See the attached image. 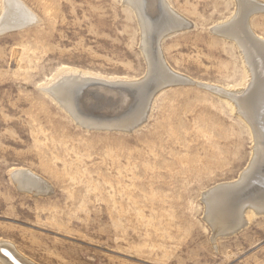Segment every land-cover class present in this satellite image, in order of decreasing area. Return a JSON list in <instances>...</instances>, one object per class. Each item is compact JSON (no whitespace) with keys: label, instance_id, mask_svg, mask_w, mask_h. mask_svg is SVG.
Segmentation results:
<instances>
[{"label":"rangeland","instance_id":"374dc122","mask_svg":"<svg viewBox=\"0 0 264 264\" xmlns=\"http://www.w3.org/2000/svg\"><path fill=\"white\" fill-rule=\"evenodd\" d=\"M17 1L32 20L0 28V243L35 264H264V214L247 205L264 203L262 135L247 119L256 112L254 94L239 96L243 116L224 95L198 86L143 85L149 61L163 56L164 68L195 82L244 87L245 52L212 31L238 0H165L167 7L142 0L146 35L130 0ZM175 21L191 24L163 35ZM246 26L264 41V11ZM262 52L256 48L251 63ZM69 70L114 85L76 82L57 99L52 88ZM148 101L143 122L125 129ZM255 158L231 222H215L228 228L240 215L244 225L215 235L211 225L221 219L204 194L237 181ZM19 170L49 191L20 189L12 178Z\"/></svg>","mask_w":264,"mask_h":264},{"label":"bare ground","instance_id":"6f19581e","mask_svg":"<svg viewBox=\"0 0 264 264\" xmlns=\"http://www.w3.org/2000/svg\"><path fill=\"white\" fill-rule=\"evenodd\" d=\"M132 5L134 7H136V9L138 8V16L141 20V26H142V29L144 30L145 32V35L146 33L148 32L149 30V22H148V19H147V16H145L144 12H142L139 8V5L140 3H143L142 0H130ZM146 1V0H145ZM144 1V2H145ZM149 1V0H148ZM248 1V0H247ZM127 2V1H126ZM150 3V6L152 7H155L152 5V3L154 4V2H151V0L149 1ZM161 4L163 5L164 3V6H166L167 4H165V0H160ZM163 2V3H162ZM129 3V4H131ZM261 3V2H260ZM145 4V3H144ZM148 4V2L146 3ZM237 4H238V7L235 11V13L233 14V16L228 19L227 22L225 23H222V24H219L217 26H215V30H212L214 31L215 33H219V34H224V35H227V37H232L236 40V43L237 45L239 46V48L241 47L242 50H243V53L245 52V56H246V59H248L249 61H247L246 65H247V73L249 74L248 75V81L246 83V85L242 88H237V89H234V90H231V91H224L222 88L220 87H217V86H214V85H209V84H204V83H198V82H195L193 80H191L190 78L186 77V76H182L180 74H177L175 72L172 71H169L167 68H164L166 66L163 65V63L165 65H167L165 62H163V56H162V53H161V56H162V60L156 62L155 64L153 63L154 60H151V62L149 61V64L152 66L150 68L151 70V74L148 75V78L147 81L144 80L143 82V85H147L150 81H154L158 87H160L159 89L160 90H163L164 88L168 87V86H177V85H192V86H198L200 88H203L207 91H210L214 94H217L218 96H221V95H224L226 99L232 101L237 107H238V110L241 112L240 114H242L243 116L245 115L243 113V109L241 107V103L240 101H242L241 99H239V96H244V93L248 91V94H254V98L255 99V102H254V108L256 109V112L253 110L252 111V114L249 116H247V119L250 121V123H255V121L257 120L258 121V125L255 123V127L253 126L254 130L256 129V131L258 130L262 136H258L256 137V146H259L261 145V143L263 142V145H264V110H263V106H264V61H261L264 59V53L262 52L263 54V57H261L262 59L260 60V62H255L254 64L251 63V60H250V55L251 53H253L254 50H256V48L262 49V51H264V41L261 40V39H258L255 34H251L249 35L247 33V30H249L250 28H248L246 26V22H247V19L249 17H251V14L256 11V10H261V9H264V4H259L257 1L253 2V1H250V2H247L244 1V0H238L237 1ZM248 4V5H247ZM163 6V7H164ZM168 6V5H167ZM166 6V7H167ZM148 7V5H147ZM152 7H148L150 9H152ZM158 7V6H157ZM4 11H3V16L1 17L0 19V28H3V27H23L25 26L26 24H28L31 20H32V16L29 15V13L27 12V10H25V8L22 6L21 2L19 3L17 0H6L5 1V7H4ZM146 8V7H145ZM160 8V7H159ZM134 10V9H133ZM155 10V9H154ZM157 10V9H156ZM168 8H167V12H168ZM135 11V10H134ZM147 11V9H146ZM149 11V10H148ZM151 11V10H150ZM161 12V10H159ZM163 11V10H162ZM152 12V11H151ZM154 12V11H153ZM156 12V11H155ZM159 12V14H160ZM173 12V11H171ZM136 13V12H135ZM146 13V12H145ZM149 15H151V13L147 12ZM147 14V15H148ZM153 14V13H152ZM173 14H175V12H173ZM154 15V14H153ZM152 15V16H153ZM164 15H165V12H164ZM166 15H168L166 13ZM151 16V17H152ZM155 16V15H154ZM164 17H167V16H164ZM170 17V16H168ZM167 17V18H168ZM174 17V16H173ZM153 18V17H152ZM175 18V17H174ZM182 18V17H180ZM243 18V19H242ZM138 19V18H137ZM178 19V18H177ZM156 20V19H155ZM166 20V19H165ZM169 20V19H167ZM172 20V19H171ZM170 20V21H171ZM186 20V19H185ZM153 21V20H152ZM180 21V20H179ZM249 21V20H248ZM187 22V21H186ZM189 22V21H188ZM155 23V21H154ZM182 23V24H181ZM152 24V23H151ZM169 24V23H168ZM166 24V25H168ZM191 23H188V26H187V23H185L183 25V22H178V21H175L174 23L172 22V25L174 26H170V27H166V31H164L163 35L164 34H168V32L172 31V33L174 31H178V30H182L184 28H188L189 25ZM140 25V24H139ZM156 25V24H155ZM170 25V24H169ZM163 26V25H162ZM187 26V27H186ZM191 27V26H190ZM151 28V27H150ZM213 28V29H214ZM155 29V28H154ZM174 29V30H173ZM247 29V30H246ZM156 30V29H155ZM164 30V29H163ZM250 31V30H249ZM159 32V31H158ZM240 33V35L238 33ZM142 33V32H141ZM152 33V32H151ZM154 33V32H153ZM252 33V32H251ZM230 35V36H228ZM242 35V36H241ZM162 36V35H161ZM144 37V36H143ZM142 37V38H143ZM146 37V36H145ZM144 37V38H145ZM157 37V36H156ZM141 39V38H140ZM155 39V38H154ZM143 40V39H142ZM145 40V39H144ZM159 41V38L157 39ZM163 40V39H160V41ZM147 41V39L143 42L145 43ZM152 41V40H151ZM146 44V43H145ZM153 44V43H152ZM161 44V43H160ZM159 44L157 43V46ZM144 46V45H143ZM154 48V47H153ZM155 48H157L155 46ZM154 48V49H155ZM160 48V47H159ZM146 49V48H145ZM156 50V49H155ZM158 50V49H157ZM241 50V51H242ZM144 51V50H143ZM147 51V49H146ZM144 51V52H146ZM158 52V51H157ZM156 52V55L157 54ZM257 52V51H256ZM153 53V52H152ZM145 54V53H144ZM260 54V52H259ZM147 55V54H146ZM253 55V54H252ZM155 56V55H154ZM160 56V55H158ZM153 57V56H152ZM151 57V58H152ZM148 58V56H147ZM154 58V57H153ZM257 58V57H256ZM155 59V58H154ZM158 59H160L158 57ZM259 59V58H257ZM148 60V59H146ZM165 61V60H164ZM245 61V60H244ZM258 61V60H257ZM148 62V61H147ZM155 62V61H154ZM246 62V61H245ZM250 62V63H249ZM252 64V65H251ZM157 70V71H156ZM160 70V71H159ZM159 71V72H158ZM256 74L258 76V80L259 82L257 81L256 79ZM146 76V75H145ZM144 76V77H145ZM151 76V77H149ZM86 78H92L88 73H82V72H79V71H75V73L73 72V70H69L68 71V74L64 77H62L61 79H59V83L57 84L56 87H53L52 88V92L54 94L55 97H57L58 99V96L60 95V93L63 91V90H68L67 87H70L71 85L74 86V83H76V81H73L74 80H83V79H86ZM143 79V78H142ZM102 80V79H100ZM106 81V80H105ZM140 81V80H139ZM139 81H134V83L136 84H139L140 82ZM115 82V81H114ZM119 81H117L118 83ZM126 82V81H125ZM131 82V81H130ZM139 82V83H137ZM261 82V83H260ZM81 84V82H78ZM110 83V82H109ZM133 83V82H132ZM61 84V85H60ZM77 84V83H76ZM75 84V85H76ZM134 85V84H133ZM141 85V84H140ZM123 86V85H122ZM129 87H131L132 85H127ZM134 86H137V85H134ZM77 87V85H76ZM126 87V85H125ZM133 87V86H132ZM149 87V86H148ZM121 88V86H120ZM256 88V89H255ZM63 91V92H65ZM72 91V90H71ZM95 91V90H94ZM93 91V92H94ZM131 91V90H130ZM135 91V90H134ZM157 91V90H156ZM159 92V90H158ZM157 92V93H158ZM98 93V92H97ZM146 94V91L143 90V94ZM153 93H155L153 91ZM152 93V94H153ZM63 94V93H62ZM122 94V93H121ZM144 94V95H145ZM64 95V94H63ZM102 95V94H101ZM105 95V94H104ZM151 95V94H150ZM53 96V95H52ZM62 96V95H61ZM67 96V94L65 95ZM68 97V96H67ZM75 97V96H74ZM93 97V96H92ZM100 97V96H99ZM154 97V96H153ZM63 98V97H61ZM94 98V97H93ZM101 98V97H100ZM149 98V97H148ZM252 98V97H251ZM92 99V98H91ZM97 99V98H96ZM153 99V98H152ZM64 100V99H63ZM70 100V99H69ZM112 100V99H111ZM247 100V99H246ZM62 101V100H61ZM60 101V102H61ZM66 101V100H65ZM93 101V99H92ZM152 101V100H151ZM248 101V100H247ZM63 102V101H62ZM67 102V109L68 111H70L71 113H73V115L77 116L75 111L73 110L74 107L71 106V104ZM97 102V101H96ZM249 102V101H248ZM250 102H251V99H250ZM146 103V102H145ZM64 104V103H63ZM150 101H148L143 107L142 109L139 111V114L137 115V118L139 117V121L137 123L136 119H134L135 121L130 125V126H135V124L137 123L138 124H141L143 122V120L145 119L146 115L148 114L149 112V109H150ZM61 105V104H60ZM143 105V104H142ZM65 106V105H64ZM65 109V108H64ZM249 113H251V110H249ZM246 116V115H245ZM79 117V116H77ZM253 119H255L253 121ZM86 120V119H85ZM91 120V119H89ZM87 121V120H86ZM253 121V122H252ZM89 122V121H88ZM86 122V123H88ZM94 122V121H93ZM97 122V121H96ZM85 123V122H84ZM123 124V123H122ZM87 125V124H86ZM93 125V124H92ZM91 125V126H92ZM99 125V124H97ZM253 125V124H252ZM95 126V125H94ZM133 126V127H134ZM126 127V126H125ZM128 127V126H127ZM258 128V129H257ZM127 129V128H125ZM128 129H131L128 128ZM255 132V131H254ZM259 133V134H260ZM256 153V152H255ZM259 154V153H258ZM257 155V154H256ZM257 163V158L254 159ZM252 161V164H250V166L247 168V170L249 169V174H246V170L244 171V173H241L243 176V180L241 181V184H244L247 180H249L250 176H251V173L254 169V166L256 165L255 164V161ZM251 161V160H250ZM248 164V165H249ZM28 172V170H27ZM24 173V171H15L13 174H12V178H13V181H15L18 185V187L24 191H27V192H31L33 194H36V195H42L44 193L47 192L48 188H49V184H47L45 182V180L43 181L41 178L39 177H35L34 175L30 174V173ZM240 177L239 176V179L237 181H234L233 183H229V184H223L220 186V188H217L214 192H212L206 199V203H207V206L210 208L211 212L213 211V213H215L220 220H217V221H214L213 225L211 226H214L216 227V224L218 223L219 225L222 224V226H225V221H230L232 217V214H233V207L235 204L238 203V200L236 199L238 196H240L242 194V192L244 193V191H239V190H242V188L236 186V187H232L233 185H237L238 183L237 182H240ZM259 177V176H258ZM261 177V176H260ZM14 182V183H15ZM239 185V184H238ZM251 185V184H250ZM221 187H224V188H221ZM51 189V187H50ZM214 189V188H213ZM261 189V188H260ZM249 190V189H248ZM49 191V190H48ZM51 191V190H50ZM211 191V190H210ZM254 191V189L252 190ZM255 192V191H254ZM50 194V193H49ZM250 194V193H249ZM205 195V194H204ZM250 197V196H249ZM203 199V198H202ZM257 201V200H256ZM245 203V202H244ZM243 203V204H244ZM259 203V202H258ZM241 204V205H243ZM250 204V203H249ZM261 204V207H258V206H254V208L252 207V209L255 211H258V210H263L264 208V203H260ZM248 205V204H247ZM253 206V205H252ZM207 207V209H208ZM236 207H238L236 205ZM236 209V208H235ZM240 209V208H239ZM243 209V208H242ZM239 211V210H238ZM210 212V211H208ZM240 213V212H239ZM243 213V212H242ZM210 214V213H209ZM243 215V214H242ZM207 216H210V215H207ZM213 216V215H212ZM235 216V214H234ZM217 219V218H216ZM237 219V218H236ZM212 220V219H211ZM210 220V221H211ZM209 221V219H208ZM244 220H242V218L240 217V215H238V219H237V222L235 225H239L240 223ZM216 222V224H215ZM225 222V223H224ZM231 222V221H230ZM211 224V222H210ZM217 224V225H218ZM227 224V223H226ZM228 226V224L226 225V227ZM231 227V226H230ZM235 227V226H234ZM229 228V227H228ZM228 228H222V227H216V230H215V235L217 233H224ZM16 251H14L13 249H11V247L9 245H6L4 244L3 242L0 243V264H35L33 262H31L30 260H27L26 258L22 257V255H19L17 253H15Z\"/></svg>","mask_w":264,"mask_h":264},{"label":"water","instance_id":"95a60500","mask_svg":"<svg viewBox=\"0 0 264 264\" xmlns=\"http://www.w3.org/2000/svg\"><path fill=\"white\" fill-rule=\"evenodd\" d=\"M258 12H262V11H264V9H261V10H257ZM243 19V18H242ZM13 28H19V27H3V28H1V29H4V30H8V29H13ZM247 30V29H246ZM247 33L249 34V35H251L252 33L249 31V30H247ZM264 60V59H263ZM256 79H257V81L259 82V80H258V76H257V74H256ZM73 81H76V82H81V84L82 83H84V84H96V85H103V86H106V85H114V84H112V83H109V82H105V81H100V80H97V79H94V78H86V79H83V80H74L73 79ZM261 83V82H260ZM117 84H119V83H117ZM61 85V84H60ZM126 85H129V84H126ZM263 110H264V106H263ZM138 120V119H137ZM139 121V120H138ZM138 121H137V123H138ZM136 123V124H137ZM135 124V125H136ZM134 126V125H133ZM133 126H129V127H133ZM134 128V127H133ZM136 128V127H135ZM127 130H132V128L131 129H128L127 128ZM255 161V160H254ZM249 169L248 170H246V174H249ZM242 176L243 175H241V177H240V182H237L238 184L237 185H233L232 187H236V186H238V187H240V188H243V190H247L248 188H250V185H248V182L246 183V184H241V181L243 180V178H242ZM217 188H220V187H217ZM217 188H214V189H212L211 191H208L207 193H205V195H204V199H205V201H206V199H207V197L212 193V192H214ZM221 188H224V187H221ZM248 204V206L249 207H253L254 208V206H252L251 204H249V203H247ZM255 212L256 213H258V214H264V208H263V210H258V211H256L255 210ZM244 225V223L242 222V223H240L239 225H233V226H231V227H229L224 233H221V235H230V234H233V233H235L236 231H238L239 230V228H241L242 226ZM235 226V227H234Z\"/></svg>","mask_w":264,"mask_h":264}]
</instances>
